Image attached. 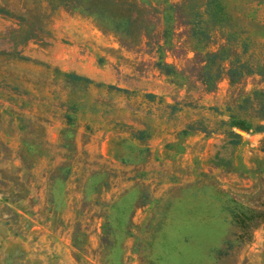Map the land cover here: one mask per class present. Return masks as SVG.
Masks as SVG:
<instances>
[{
  "label": "rangeland",
  "instance_id": "1",
  "mask_svg": "<svg viewBox=\"0 0 264 264\" xmlns=\"http://www.w3.org/2000/svg\"><path fill=\"white\" fill-rule=\"evenodd\" d=\"M131 1L0 0V264H264V0Z\"/></svg>",
  "mask_w": 264,
  "mask_h": 264
},
{
  "label": "trees",
  "instance_id": "2",
  "mask_svg": "<svg viewBox=\"0 0 264 264\" xmlns=\"http://www.w3.org/2000/svg\"><path fill=\"white\" fill-rule=\"evenodd\" d=\"M186 0H181L179 4L171 5V8L183 7ZM60 2L67 3L74 7L80 8L82 11L95 16L97 19H101L104 22L110 24L115 30L119 31L127 36H139L141 29L142 18L135 11V2L131 0H60ZM211 4V0L204 1V10ZM218 7V8H217ZM220 3L216 4V9H220ZM216 14H221L217 12ZM201 15L200 11L194 9L193 18L186 21L191 24V28L197 27V17ZM196 17V20L194 21ZM166 31V29H164ZM202 35H206L204 31H200ZM163 38L166 40V34L163 33ZM228 48L220 47L216 50H206V65L207 72L204 73L207 78V83L214 86L215 82L225 73L231 78L239 75H243L247 72H264V63L250 61L245 58H241L239 53H234L233 56L229 55ZM225 61V62H224ZM214 65V67H211ZM163 66L169 67L167 63H163ZM202 76V75H201ZM252 95L259 97L257 103V114L264 115V98L261 96V92L254 90Z\"/></svg>",
  "mask_w": 264,
  "mask_h": 264
}]
</instances>
